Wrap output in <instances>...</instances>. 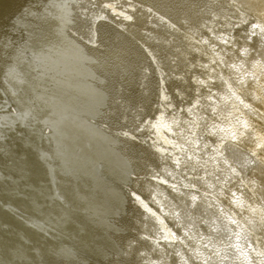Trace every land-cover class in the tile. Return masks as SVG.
I'll return each mask as SVG.
<instances>
[{"label":"bare ground","instance_id":"1","mask_svg":"<svg viewBox=\"0 0 264 264\" xmlns=\"http://www.w3.org/2000/svg\"><path fill=\"white\" fill-rule=\"evenodd\" d=\"M61 1L60 8V0H36L40 4L0 0V203L13 216L11 221L0 217V264H114L123 257L120 249L125 252L129 240L130 214H134L130 204L140 202L141 185L151 183L143 176L161 160L154 167L177 174L185 186L170 188L181 212L185 209L186 227L200 233L197 245L189 241L191 250L197 246L198 264H222L221 258L230 256L235 264H244L250 253L258 259L249 252L252 247L245 246L252 244L248 235L255 232L261 241L258 246L264 245V83L257 91L261 79L251 72L260 65L264 74V0H236L248 16L209 0H139L144 7L99 0L122 14L116 21L135 22L136 28L149 13V5L158 7L170 21L201 38L229 64L233 80L244 82L250 111L236 98L220 95L210 67L187 72L198 58L187 51H165L169 60H176V69L167 70L165 61L150 62L147 54L138 53L143 44L139 34L119 29L103 16H98L102 24H95L96 44H92L78 27L80 11L100 15L104 10L86 6L92 0H86L85 6V0H68L67 7V0ZM115 5L121 7L117 10ZM217 21L221 37L213 30L210 36L206 30ZM147 23H152L146 24L151 47L175 48L169 46L172 30L167 23ZM248 23H252L251 39L244 37L241 26ZM67 31L80 40H70ZM141 66L147 74L138 72ZM177 67L188 73L184 79L175 73ZM123 68L122 82L117 76ZM196 75L204 80L199 78V88L191 80ZM172 79L177 84L174 89L168 85ZM148 86L153 88L149 91ZM168 86L178 95L199 98L195 96L191 104L189 97L178 99L174 91H159ZM129 125L133 133L127 131ZM147 132L154 134V151L140 143ZM125 161L130 167L126 174ZM86 167L94 182L86 178ZM138 183L135 192L126 194L125 189ZM36 221L51 240H36L23 231L22 222ZM116 223L123 229L116 231L120 227ZM116 242L122 243L120 252ZM258 262L264 264V259Z\"/></svg>","mask_w":264,"mask_h":264},{"label":"rangeland","instance_id":"2","mask_svg":"<svg viewBox=\"0 0 264 264\" xmlns=\"http://www.w3.org/2000/svg\"><path fill=\"white\" fill-rule=\"evenodd\" d=\"M33 1L36 4L37 3L40 4L39 2H36V0H33ZM107 1H109V0H107ZM119 1L120 0H118L116 2H119ZM128 1L131 4H134V3L137 2L139 4V6H141V7L145 6V4L140 2L139 0H133V1L132 0H121L120 2L121 3L122 2L127 3ZM209 1H210V3L212 5L220 3V4H223L226 7L230 6L233 9H237L238 11H242L247 16L249 15L246 12V10L244 9V7L239 2H237L236 0H209ZM223 1H225V2H223ZM87 2L88 1H86L85 4L82 3V5L85 6L87 4ZM120 2L118 3L119 5L121 4ZM67 3H68V0H67ZM86 6H89L92 9H95V10L97 9L96 6H98V7H101V9L104 10V11H102V10L100 11V9H99L100 15H97L96 13H94V11L90 12V11H86V10H82L83 12L80 11L81 15L79 13H76V20L79 18L78 15L82 16V14H83L82 21L80 23V26H78V27L82 29L83 36L86 38V40L89 41V40L92 39L91 40L92 44L93 43L96 44L95 42H96V36L97 35H95V34H97V31H96L95 24L100 23L99 26H101V24H102L100 22V19H98V16L99 17L103 16L106 19L111 20V23L113 22L115 27H117L119 29H122V30H126L127 32L135 33L136 35L139 34L141 36V38H143V39L140 38V41L143 43V44H140V45L143 48L139 47L140 45H138V47L140 48V49L138 48L139 49L138 53L141 52L143 55L147 54L146 58L150 62L153 61L155 63H161L162 64V61L163 62L165 61V63H163L162 65L167 70L170 69V71H171V70H175L176 69V60L175 59H173L172 61L169 60L168 55L165 53V51L166 52H170V53H174V54H178V50L180 49V50H182V52L185 51V54H186V51H187L188 55H189V53H191L190 56H192V58H193V56H194V58L198 57L196 59L197 61L195 62L196 64H193V63L190 62L191 65L187 66V68H189V69H187V72L190 71L191 69L204 70L205 66H206L205 71H207L208 67H210L212 72L216 76L215 78H217L219 80V81L217 80L219 83L214 80L213 84H215L214 88L216 90L218 89V92L220 93V95L223 96V97L225 96V98H232L233 100L236 98L235 102H239V104L243 108H246L248 111L252 110L251 109V105H250L251 103H249V101L247 99L248 96L246 94V92H247L246 88H245L246 85L244 84V82H242L241 84H238L237 82H235L233 80V75L230 73L229 64L227 63L228 64L227 65L226 63L222 62V60H221V58H219L218 54H216V52L213 49H211L207 44L205 45V43H203L201 41V38H199V37H197V36H195L193 34L191 35V32H189L188 29L184 28L181 25H178L174 21H170L169 18H166V16L164 14H162V13H160L158 11V7H151L150 5L149 6L146 5L145 8H147V6H148L147 13L148 12L149 13L148 14H144L145 17H143L142 21H139L140 26L138 28H136L138 25H135V22L132 25L131 24L128 25V24H125L123 22L124 20L122 22L116 21L115 17H119L122 14L121 13L120 14L117 13L118 11H116V10H114V11L109 10L108 7L103 5V3H102V5H100V1L99 0H92V2L87 4ZM114 7L118 10L121 6L115 5ZM80 8H83V7H80ZM135 14L139 16V13H135ZM63 16L66 17L65 15H63ZM74 16H75V13H74ZM157 16H159V17H157ZM72 17H70V18H72ZM134 17H137V16L133 15V18ZM141 17L142 16H140V18ZM147 17L150 18V19H147ZM224 17L225 18H223V20H228L230 23H232L228 19L227 16H224ZM124 19H127V18H124ZM135 20H137V18L134 19L133 21H135ZM148 21L155 22V23L159 22V21H160V23H167V27L169 26V29L172 30V34H169V36L172 38L171 39L172 40L171 41L172 44L170 43V45H169L167 43L166 46L167 45H169V46L172 45V47H175V48H172V50H169L170 48L166 47V48H163V49L161 48L162 49L161 50V49L158 48V46L157 47L156 46L151 47L150 44L147 43L149 37L146 36L147 35V25L146 24H149V23H147ZM244 22L245 21H241L240 23H244ZM216 23H214L211 26V28L209 27V29L206 30L207 34H209L210 36H211V34H213L211 32L212 30L214 32L215 31L218 32L219 29H220L218 26H221V24H220L221 22L217 21ZM251 24L248 23V25H241V26L245 27V30H244L245 36L244 37L246 39H249L251 37V35H252L251 34L252 32H250V30L252 29L251 28ZM149 25H152V23H150ZM216 27H218V28L216 29ZM249 28H251V29H249ZM63 29H64V27H63ZM94 29H95L96 32L93 31ZM64 30H66V29H64ZM209 30H211V31L209 32ZM248 30H249L250 33L248 32ZM230 31L233 34L234 30L230 29ZM241 31H243V29H241ZM67 32H68V35H70L69 36L70 40H75V41L78 40V39L80 40L79 37H77L76 35H74L70 31H67ZM72 32H74V31H72ZM141 32H142V34H141ZM184 33H185V35H183ZM218 35L221 37V34L219 32H218ZM144 36H146V37H144ZM177 36H179V37H177ZM205 36L207 37V35H205ZM189 38H191V39H189ZM150 39H151V37H150ZM217 40H219V38H217L215 41H217ZM153 41H151V42H153ZM181 41H183V43ZM179 43H181V44H179ZM176 45H178L179 47L177 46V48H176ZM204 46H205V48H204ZM151 48H153V49H151ZM188 50H189V52H188ZM148 51L151 52L152 55ZM196 53H198V54L196 55ZM148 54L150 56H148ZM155 57L158 59L159 62L155 59ZM206 57L208 59H206ZM48 59L51 60L50 58H48ZM204 61L207 63V65H206V63ZM168 62H170V63H168ZM173 62H175V63H173ZM164 64H166V65H164ZM144 66H141L140 69H138V72L140 74L141 73H143V74L146 73V67H144ZM171 66H173V67H171ZM259 66L260 65L255 66V68L251 71L253 73L252 75H254V77H256L257 79H261V83H259V85L256 87L257 91L258 90L261 91L263 89V83H264V78H263L264 74H262V75L260 74V72H259L260 67ZM134 68L135 67H133V69L131 71H134ZM177 69H178V72L175 71V73L179 75L180 79H184L185 78L186 75H184V73H186L188 75V73L185 72L184 70H182L180 67L179 68L177 67ZM124 74H125V69L123 68L122 74H119L117 77L119 79H121V81H122V80H124V79H122V78H124V76H121V75H124ZM217 74H218V76H217ZM198 76L197 75L194 76L196 79L193 76H191L193 78V79H191L192 83L197 88H199V86H200L199 85L200 83H198V81H200L199 78H201V80L204 81L202 77H199L197 79ZM227 76H228V78H227ZM187 77L189 78V76H187ZM179 78H178V80H179ZM229 78H232V79H229ZM153 79L154 78L152 77L149 81H151V80L154 81ZM195 80H196V82H195ZM232 82L233 83L235 82V83L232 84ZM170 83L168 85H172L173 89H174V86L177 85L175 82L173 83V79L170 80ZM196 83H197V85H196ZM237 84H238V86H237ZM168 87H170V88H166L165 87L164 89L159 90V91L166 92L167 94L169 92L173 93L172 91H174V90H171V86H168ZM219 87H221V88H219ZM151 88H153V87L152 86L151 87L148 86L149 91H150ZM227 88L229 89V91H228ZM232 88L235 89V92H234V90ZM223 89H225L227 91H224ZM124 90L126 91V89H124ZM175 90H176V88H175ZM149 91H147L148 95H149ZM221 91L223 93L225 92V94L222 95ZM231 91H232V94H231ZM177 93H178V91L176 90V91H174L173 94L177 95L176 97H179L178 99H184V97H186L182 93H179V95H181L182 97L179 96ZM115 95H116V93H115ZM239 95H241L240 97H242V96L243 97L240 98ZM187 97H189V98H187ZM187 97H186L187 100L188 101L190 100L191 104H193V102H194L193 98L195 97V100H196V99L199 98V95L193 94V97L192 96H187ZM237 98H239V99H237ZM159 99H160V103H161L162 98L159 97ZM107 102L108 101H106L105 103H107ZM159 106H163V104L161 103V104H159ZM106 110L107 109H104V111H106ZM130 125L132 126V124H130ZM130 125L126 126L128 128L127 131L133 133V129L130 127ZM132 127H134V126H132ZM153 136H154V134L152 132L151 133L147 132L145 134V136H142V140L140 141V143L142 145L152 146L153 147V151H154V147L155 146L153 145ZM240 150H241V152H243V153L245 152V154L250 155V153L247 150L245 151L244 148H241ZM162 162L163 161L161 160V161H157V163L156 162H154V163H155V165H159L158 163H162ZM154 163L150 165L149 169H147V172L149 174L143 176V180L144 181H149V183L150 182L151 183L148 185V187H145L144 183L141 185V186H143L144 194H141V197L139 199L140 202H138V200H137V201H134V203L130 204V206L132 208V213H134V214H133V216H132V214H130L131 215L130 218L132 217V221H131V223L129 225L131 227L130 230H129V238H128L129 239L128 240L129 243L128 242L126 243L125 252H124V250L121 247L118 246V245H120L122 243L119 244L118 242H116L118 248H117L116 244L113 245L114 248L116 246V249L118 251L121 248L120 249L121 252L119 251L121 254L124 253L123 257L121 259H119L117 262H115L114 264H198L199 262H198L197 255H196L197 254V252H196L197 246L195 247L196 248L195 250H191L192 246L189 244V241H195V242L192 243V245H197L196 241H197V239H198L197 237H199L200 233H199V231H196V230L190 228L191 226H189V227L187 226L186 227L185 222L183 220V217H185V215H183L184 212H185V209H183V207H182V212H183V214H182L181 209H180L181 206H179L176 203L177 200H176V198H174L172 196V193H171L172 190L170 188V187H173L174 185L178 186L179 188H183L185 186L179 180V178L177 177V174L170 173V172L167 173V174L162 173L163 170H161L160 168H159V170H158V168H155L154 167ZM261 164L264 165L263 163H261ZM155 169H157V170H155ZM134 178L136 179L137 177L135 176ZM175 180H179V181L178 182H174ZM132 187L129 188L128 191H126V189H125L126 194L128 192L130 194L133 191L135 192L136 189L139 187V183H138V185L136 187H133V188ZM124 198H125V203H126V197L124 196ZM133 199H135V198H133ZM227 213L230 214L229 211H227ZM116 225H118V227L120 226L119 228H116L118 230L115 229L116 231H119V229L120 230L123 229V227L121 225H119L118 223H116ZM255 233H256V235H258V232H255ZM255 233L252 236L248 235L249 236V241L252 244L251 245H246L245 247H247L248 249H249V246L252 247V248H250L249 252L253 251L252 253L257 254V257H258L259 260L260 259H264V245H259L260 247L258 246V244L261 241H260L259 237H256ZM239 238H240V240L242 242L243 241V236L239 235ZM253 242H255V243H253ZM262 243H264V240L262 241ZM261 249L263 250V252H262ZM193 254L195 255V259L194 260H192ZM236 256H238V255H236ZM221 259H222V261H220V262L222 264H235V261H233V259H231V256L230 257H223ZM243 259H240V260L236 259V260L239 263V262L244 261ZM245 259H247L249 262L248 261H246V262L244 261L245 262L244 264H253V261L254 262H255V260L257 262L259 261L256 257L251 256V253L248 254V256L245 257ZM12 263L15 264L14 262H12ZM258 264H259V262H258Z\"/></svg>","mask_w":264,"mask_h":264},{"label":"water","instance_id":"3","mask_svg":"<svg viewBox=\"0 0 264 264\" xmlns=\"http://www.w3.org/2000/svg\"><path fill=\"white\" fill-rule=\"evenodd\" d=\"M62 1L60 0V2H59V4H60V8L62 7V3H61ZM68 6V3H66V7ZM64 9V8H63ZM65 155V154H64ZM66 156V155H65ZM120 161L121 162H123V160H121L120 159ZM125 163H126V161H125ZM125 163H122V164H125ZM83 168V167H82ZM88 170H89V174L88 173H85V176H86V178L88 179V178H90V180L91 181H93V178H92V176L90 175V168H88V167H86ZM125 169H126V171H125V174L127 173V172H129L130 171V168H129V166H128V164L126 163L125 164ZM82 170H84V168L82 169ZM128 170V171H127ZM36 180H37V178H36ZM36 180L34 179L33 181H35L36 182ZM94 182V181H93ZM25 183V186H26V183H28V181H25L24 182ZM30 183V182H29ZM36 193H37V188H35V189H33ZM119 196H122V193H121V195H119ZM118 198V194H116V199ZM121 198V200H123V198L122 197H120ZM6 206H2L1 205V203H0V210L4 213V215H2L1 213H0V217H4L5 219H8V220H10V219H13L12 217V214L10 213V211L8 210H6ZM5 211H7V212H5ZM51 212H54V210H53V207H52V209L50 210ZM62 218V217H61ZM60 218H58L55 222H57V221H60L59 220ZM42 220H48L47 218H42ZM11 221V220H10ZM19 223H21V222H19ZM22 225H24V229H23V231L26 233V234H28V235H30V236H34L35 238H37L36 240H43V239H48V240H51L52 238H51V236H50V234H48L47 232H45L43 229V227L40 225V223L38 222V221H36V222H22L21 223ZM116 229V228H115ZM25 237H26V235L24 234V233H22ZM87 235V234H86ZM39 238V239H38ZM109 239V238H108ZM104 240H106V236H104L103 237V241ZM0 242H2V241H0ZM64 264V263H63Z\"/></svg>","mask_w":264,"mask_h":264}]
</instances>
